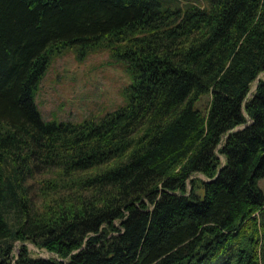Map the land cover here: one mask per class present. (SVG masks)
<instances>
[{"label": "trees", "instance_id": "16d2710c", "mask_svg": "<svg viewBox=\"0 0 264 264\" xmlns=\"http://www.w3.org/2000/svg\"><path fill=\"white\" fill-rule=\"evenodd\" d=\"M200 1L0 0V264H264V0ZM103 40L124 102L43 118L52 55Z\"/></svg>", "mask_w": 264, "mask_h": 264}, {"label": "rangeland", "instance_id": "374dc122", "mask_svg": "<svg viewBox=\"0 0 264 264\" xmlns=\"http://www.w3.org/2000/svg\"><path fill=\"white\" fill-rule=\"evenodd\" d=\"M200 2L204 3L203 0ZM131 77L127 61L113 54L112 45L107 40L86 49L85 53H81L77 46H66L52 55L38 83L35 102L45 119L97 117L124 102V88ZM255 84L256 80L251 83L248 94L254 90ZM208 98V94L202 95L196 105L205 109ZM195 175L205 178L202 173ZM257 183L264 191V176L258 177ZM196 190L202 193L201 187ZM31 198L39 206L45 202L39 191ZM26 244L32 256L55 255L31 241ZM18 245L16 241L15 253Z\"/></svg>", "mask_w": 264, "mask_h": 264}, {"label": "water", "instance_id": "95a60500", "mask_svg": "<svg viewBox=\"0 0 264 264\" xmlns=\"http://www.w3.org/2000/svg\"><path fill=\"white\" fill-rule=\"evenodd\" d=\"M256 85V84H255Z\"/></svg>", "mask_w": 264, "mask_h": 264}]
</instances>
